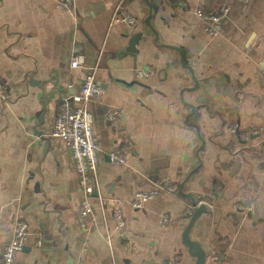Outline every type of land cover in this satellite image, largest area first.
<instances>
[{"label": "crops", "instance_id": "obj_1", "mask_svg": "<svg viewBox=\"0 0 264 264\" xmlns=\"http://www.w3.org/2000/svg\"><path fill=\"white\" fill-rule=\"evenodd\" d=\"M73 2L65 12L55 0H0V256L23 221L29 235L16 264H193L182 243L190 201L163 193L140 210L131 202L167 179L180 186L197 169L185 190L212 209L192 231L214 249L207 264H264V0H148L159 43L180 48L183 60L155 43L146 0ZM225 2L230 13L212 37L195 10L214 14ZM137 33L134 59L126 49ZM75 55L86 58L83 68L71 67ZM148 67L152 76H137ZM188 67L198 90H186L195 86ZM87 74L106 93L88 105L101 164L82 227L74 161L50 132L62 95ZM115 109L124 111L120 133L107 120ZM125 142L127 164L114 165L109 154Z\"/></svg>", "mask_w": 264, "mask_h": 264}, {"label": "built area", "instance_id": "obj_2", "mask_svg": "<svg viewBox=\"0 0 264 264\" xmlns=\"http://www.w3.org/2000/svg\"><path fill=\"white\" fill-rule=\"evenodd\" d=\"M55 2L62 11H73V0H55ZM230 10V5L227 2L214 14L208 13L202 5H199L195 10V15L205 25L207 33L212 37H216L218 35L217 25L227 18ZM123 17L128 29L133 30L138 25V20L130 14L124 12ZM85 63L86 58L83 55H75L72 58L71 67L73 69L83 68ZM136 73L140 78H148L154 74V71L148 67L139 69ZM259 75L264 83V69L260 71ZM69 88L72 89L73 86L70 85ZM105 93L104 88L97 83L91 74L85 75L76 93L62 95L50 132L52 138L61 139L66 143L70 156L74 161L79 187L84 195L79 210L82 227L86 226V220L89 219L90 221L93 215L91 199L94 194L95 178L101 164L99 138L95 134L94 118L88 105L94 99L102 100ZM6 100V86L0 81V102H6ZM123 115V110L115 109L107 117L110 127L116 133L121 132ZM229 130L235 134L237 128H230ZM253 134H257V132L254 131ZM241 138L248 139V135H243ZM131 146L130 142L116 145L109 154L111 163L118 166L126 165ZM240 149L241 147H237V151ZM163 193L178 195L179 185L172 183L171 179H167L156 184L151 190L139 191L135 194L131 206L135 210H140ZM115 219L117 230L123 231L126 222L121 207L115 209ZM167 220L166 218L165 221ZM28 235L27 224L23 221H17L12 239L0 256V264H16L17 255L26 247ZM162 264H179V257H173Z\"/></svg>", "mask_w": 264, "mask_h": 264}, {"label": "water", "instance_id": "obj_3", "mask_svg": "<svg viewBox=\"0 0 264 264\" xmlns=\"http://www.w3.org/2000/svg\"><path fill=\"white\" fill-rule=\"evenodd\" d=\"M146 2L148 3V5L150 7V13H149L148 17L145 19V24L154 33L155 43L157 45H160L163 47H168L170 49L177 51L180 54L181 59L183 60L184 54L180 48L170 46V45H165V44L161 45V43H159L158 33L152 27V24H151V20L153 17L152 5L148 2V0H146ZM142 38H143L142 33H137L129 41V46L126 50L134 59L136 58L137 54L139 53L138 45L140 44ZM188 69L191 71L195 86L192 89H186V90H189V91L198 90L200 88V83L197 80V78L194 76L192 69L190 67H188ZM41 89H42V87H41ZM184 91H182V93ZM43 97H44V93L42 94L41 98L43 99ZM187 106L192 109V112L194 111V109H195L194 106H192L190 104H187ZM42 116H43V114H42ZM42 116H41V118H42ZM196 129L199 130L198 127H196ZM200 139H201L202 143H201V146L199 147V149L197 151V156H198V159L201 163L200 152L204 148L205 143L201 137H200ZM200 166H201V164H200ZM196 171H197V169L193 170L190 173V175H188V177L179 186L180 195L182 197L188 199L190 201V204H191L190 220H189L188 224L186 225V227L182 233V243L185 246V248L187 249V252L190 255V257L192 258L193 264H207V260L212 256L214 249L210 244H206V243H203L201 241L194 240L192 238V231H193L195 223L200 219V217L202 215H205V214H212V209H211V207H209V205L207 203L201 202L198 204L196 195L194 193H191V192H186V190H185V184L189 181L191 176L196 173Z\"/></svg>", "mask_w": 264, "mask_h": 264}, {"label": "trees", "instance_id": "obj_4", "mask_svg": "<svg viewBox=\"0 0 264 264\" xmlns=\"http://www.w3.org/2000/svg\"><path fill=\"white\" fill-rule=\"evenodd\" d=\"M189 121H191V119H188Z\"/></svg>", "mask_w": 264, "mask_h": 264}]
</instances>
